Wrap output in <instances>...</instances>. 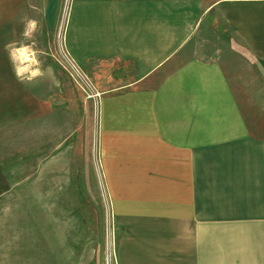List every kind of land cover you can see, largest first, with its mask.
Returning <instances> with one entry per match:
<instances>
[{
  "label": "crops",
  "instance_id": "0c3cea01",
  "mask_svg": "<svg viewBox=\"0 0 264 264\" xmlns=\"http://www.w3.org/2000/svg\"><path fill=\"white\" fill-rule=\"evenodd\" d=\"M60 41L98 92L115 264H264V0H68Z\"/></svg>",
  "mask_w": 264,
  "mask_h": 264
},
{
  "label": "rangeland",
  "instance_id": "374dc122",
  "mask_svg": "<svg viewBox=\"0 0 264 264\" xmlns=\"http://www.w3.org/2000/svg\"><path fill=\"white\" fill-rule=\"evenodd\" d=\"M67 1L0 11V264H115L98 92L60 48Z\"/></svg>",
  "mask_w": 264,
  "mask_h": 264
}]
</instances>
